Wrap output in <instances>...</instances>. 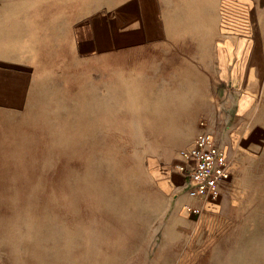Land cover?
Segmentation results:
<instances>
[{
    "label": "rangeland",
    "instance_id": "rangeland-1",
    "mask_svg": "<svg viewBox=\"0 0 264 264\" xmlns=\"http://www.w3.org/2000/svg\"><path fill=\"white\" fill-rule=\"evenodd\" d=\"M69 1L89 16L135 0ZM59 45L37 49L24 103L0 105V264H264V133L227 131L205 48L195 85L181 71L168 88L133 64L101 80ZM202 130L232 175L224 205L193 216L173 165Z\"/></svg>",
    "mask_w": 264,
    "mask_h": 264
},
{
    "label": "crops",
    "instance_id": "crops-1",
    "mask_svg": "<svg viewBox=\"0 0 264 264\" xmlns=\"http://www.w3.org/2000/svg\"><path fill=\"white\" fill-rule=\"evenodd\" d=\"M73 8L69 0H0L1 106L24 103L37 49H51L54 38L64 55L69 49L82 58L92 55L101 80L106 74L117 80V69L126 74L133 64L156 77L160 73L157 78L168 88L186 82L181 71H187L195 85L197 55H202L197 50L203 46L205 55L212 57L210 70L216 73L212 82L217 84L213 87H220L227 131L243 140L264 133V123L256 116L264 107V0L120 1L89 16L81 6L76 15ZM134 73L131 76L137 78ZM202 132L212 134L207 130L198 134ZM181 179L176 172L172 176L175 182ZM226 200L223 196L218 203L204 202L184 194L181 208L191 204L216 211L212 205H224Z\"/></svg>",
    "mask_w": 264,
    "mask_h": 264
},
{
    "label": "built area",
    "instance_id": "built-area-1",
    "mask_svg": "<svg viewBox=\"0 0 264 264\" xmlns=\"http://www.w3.org/2000/svg\"><path fill=\"white\" fill-rule=\"evenodd\" d=\"M230 161L224 148L216 144L209 132L196 136L191 145L179 149L173 169L180 174V187L190 200L216 202L231 176ZM187 213L197 214L199 207L185 205Z\"/></svg>",
    "mask_w": 264,
    "mask_h": 264
}]
</instances>
